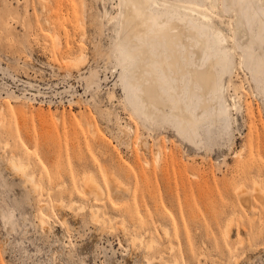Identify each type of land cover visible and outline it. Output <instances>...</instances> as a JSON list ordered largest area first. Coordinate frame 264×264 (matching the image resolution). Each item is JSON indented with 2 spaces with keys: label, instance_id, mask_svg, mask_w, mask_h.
<instances>
[{
  "label": "rangeland",
  "instance_id": "obj_1",
  "mask_svg": "<svg viewBox=\"0 0 264 264\" xmlns=\"http://www.w3.org/2000/svg\"><path fill=\"white\" fill-rule=\"evenodd\" d=\"M212 1L181 5L227 38L224 100H242L196 149L135 111L114 45L122 0H0V76L27 78L37 98L0 95V264H264V202L238 190L264 192L263 85L242 67L233 13ZM92 175L96 196L82 186Z\"/></svg>",
  "mask_w": 264,
  "mask_h": 264
},
{
  "label": "bare ground",
  "instance_id": "obj_2",
  "mask_svg": "<svg viewBox=\"0 0 264 264\" xmlns=\"http://www.w3.org/2000/svg\"><path fill=\"white\" fill-rule=\"evenodd\" d=\"M183 1L191 0H122L114 45L122 56V74L140 118L153 126H175L179 137L200 149L204 145L201 129L208 135H222L228 121H232V109L238 110L242 97L234 106L224 100V77L232 65L227 38L210 25V15L190 4L181 5ZM208 2L216 11L213 1ZM263 2L225 0V11L234 15L242 67L263 85L264 91ZM59 40L60 37L56 41ZM84 60L85 55L81 54L72 62L80 65ZM97 77V72L91 71L86 78L88 86L95 85ZM206 110L210 114H205ZM159 155L160 151L156 153L160 159ZM10 162L16 173L21 171L34 185L32 188L40 186L33 176L24 173L25 164L14 158ZM82 186L84 192L94 196L102 191L93 175L85 177ZM256 186L259 188V183ZM257 188L250 194L239 188L242 203L250 207L251 198L264 202V192L261 190V195ZM91 214L95 222L106 225L97 211Z\"/></svg>",
  "mask_w": 264,
  "mask_h": 264
},
{
  "label": "built area",
  "instance_id": "obj_3",
  "mask_svg": "<svg viewBox=\"0 0 264 264\" xmlns=\"http://www.w3.org/2000/svg\"><path fill=\"white\" fill-rule=\"evenodd\" d=\"M19 63L21 66L25 65V60L22 59ZM23 63V64H22ZM9 65L8 63H5ZM34 66H39L38 63L32 64ZM9 71V69H7ZM46 79V77L44 78ZM27 78L22 79L21 76L16 77L14 80L7 79L6 77L0 76V95L1 96H8V95H15L20 98L26 99L31 102H37L36 93L32 92V89L27 88L22 82L26 83ZM34 91V90H33Z\"/></svg>",
  "mask_w": 264,
  "mask_h": 264
}]
</instances>
